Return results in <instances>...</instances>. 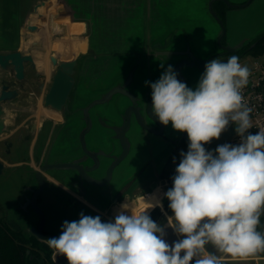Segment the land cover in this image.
Returning <instances> with one entry per match:
<instances>
[{
  "label": "flooded vegetation",
  "instance_id": "1",
  "mask_svg": "<svg viewBox=\"0 0 264 264\" xmlns=\"http://www.w3.org/2000/svg\"><path fill=\"white\" fill-rule=\"evenodd\" d=\"M63 30H51L50 38L44 36L41 41H35L42 51L48 46L45 40L49 41L53 52L47 56L45 53L36 55L41 59L32 54L33 61L24 62L22 80L30 75L27 85L16 77L12 67L14 75L11 78L3 76L0 89L4 80L16 91L17 97L21 93L35 94L36 90L45 97L62 63L72 59L53 47L56 40L68 37ZM77 35L80 36L76 38L88 37V23ZM222 42H225L224 37ZM83 49L84 43L80 50ZM222 52L219 48L198 53L191 44L162 50V53L178 56L168 63L174 71L180 61L193 62V65L184 63L177 76L178 80L183 78L187 86L191 78L198 83L205 71L204 66L197 63L198 59L222 58L225 55L216 57ZM84 54L76 58L72 72L74 82L62 109L58 111L44 104L57 115L48 121L49 126L45 124L47 121L39 125L18 121L15 130L7 129L8 132L0 136V161L3 163L0 177L4 183V195L0 198L1 233L6 241L25 250L39 264H59V256L54 255V249L46 243L51 237L46 235L58 237L64 221H78L83 213L100 216L102 222H108L114 207L154 189V182L171 180L173 186L180 153L189 145L186 132L174 130L171 124L165 126L148 113L152 91L145 96L144 87L131 86L130 73L121 81L115 76L106 83L103 77L96 75L101 63L93 59L88 61V57L97 55ZM129 106L133 107L130 120L123 128ZM134 107L138 108L147 127L138 121ZM205 146L207 149V144ZM63 163L70 165L42 169L45 164ZM162 189L164 203L167 189ZM82 206L86 208L85 213L74 216L73 208ZM42 214L43 236L39 237L36 231L41 225ZM209 250L213 249L209 246Z\"/></svg>",
  "mask_w": 264,
  "mask_h": 264
},
{
  "label": "clouds",
  "instance_id": "2",
  "mask_svg": "<svg viewBox=\"0 0 264 264\" xmlns=\"http://www.w3.org/2000/svg\"><path fill=\"white\" fill-rule=\"evenodd\" d=\"M251 74L232 55L206 63L194 90L177 79L172 66L150 84L152 113L189 140L165 193L172 212L167 226L181 239L167 243L165 226L149 215L148 209L162 208L159 201L146 202L138 212L125 203L114 221L83 213L78 221H64L61 234L46 239L54 255L68 264H224L225 257L246 261L264 253V232L258 231L264 215V129L249 131L253 109L243 95ZM230 125H236L239 144L206 149Z\"/></svg>",
  "mask_w": 264,
  "mask_h": 264
},
{
  "label": "rangeland",
  "instance_id": "3",
  "mask_svg": "<svg viewBox=\"0 0 264 264\" xmlns=\"http://www.w3.org/2000/svg\"><path fill=\"white\" fill-rule=\"evenodd\" d=\"M76 1H80L81 7L76 11V16L80 15L79 19L82 20L83 18L85 24L88 23L89 35L87 38H76V36L80 35L68 33V37L63 39L62 43L53 46L55 50L59 52L62 50L60 53L64 55L67 53L70 58L80 59L85 55L84 53L97 55V57H88V61L90 59L98 60L102 65L96 75L103 77V80L107 83L110 78L115 76H119V81H121L130 73L132 74V83L130 85L144 87L146 90L145 96L152 91L150 84L156 82L169 67L168 63L178 58L177 55L162 53L165 48L170 50L191 44L198 53L216 51L220 48L218 38L221 26L210 10L209 0ZM229 1L241 4L247 0ZM20 2V0H0V52L20 50L24 53L30 52L34 54L37 59H41L37 57L39 54L50 55L53 51H51L49 41L45 40L48 45L45 51L35 45V41H41L44 36L48 39V15L50 10L46 8L43 12L41 11V18L39 17L37 20L38 30H41V33L31 32L26 29L24 23L27 17L26 11H29L30 7H27L26 2L21 4ZM23 3L24 6L22 5ZM42 7H45L44 1ZM214 7L221 16L226 29L224 43L234 45L244 40V44L239 48L238 54L240 63L248 66L252 63L253 56L256 57V55L248 54L243 49L248 47L253 39L264 31V0H251L247 5L241 7H232L222 0H217L214 2ZM118 24L122 25H120V29L119 26L116 27ZM15 28L19 30L14 34V36L16 35L15 40L14 36L10 40L5 39L4 37L7 34L10 36V33ZM149 32L151 35L150 40H148L149 37L147 36ZM118 33L131 35L136 38L132 40L133 43L131 41L127 42L125 39L119 43L120 39H116ZM138 37L140 38L138 39ZM4 41L7 42L6 45H2ZM83 41L86 43L83 50L75 51L73 49V52L68 48ZM13 42H15L14 45L12 44ZM140 42H144L146 46H143ZM165 42L168 45H156L158 43L164 44ZM82 52L83 55L80 56L79 53L82 54ZM140 52L142 54H139ZM136 54H139V57L134 56ZM259 57L264 58V54L259 55ZM13 75L14 71L11 66L6 70L0 67V79L3 76L11 78ZM29 79L30 75L20 81L27 85ZM146 82L148 83L146 84ZM197 85L196 80L191 78L188 87L194 90ZM141 95L143 94L141 93ZM43 98L44 93L36 90L35 94L21 93L18 97L16 96L7 102H3L6 129L0 136L5 135L7 129L15 130L18 121L34 122L38 125L43 123V121H47L45 124L49 126L48 121H52L51 117L57 115L53 114L51 109L44 105ZM187 151L188 149L184 147L183 152L186 153ZM154 183V189L149 192L157 188L162 189V187L166 188L167 191L172 188L171 180L168 182L162 180ZM3 187V179L0 177V198L4 195ZM161 201L162 208L159 206V209L162 216L154 218L153 221L165 226L164 238L171 245L182 237L178 236L171 227L167 226V217L171 216L172 212L166 210L167 208L165 209L164 203H161ZM85 210L86 208L83 206L73 208V214L75 216L79 212L85 213ZM249 259L245 261L225 257L224 264H254ZM58 262L59 264H68L63 256L58 257ZM261 264H264V262H261Z\"/></svg>",
  "mask_w": 264,
  "mask_h": 264
},
{
  "label": "water",
  "instance_id": "4",
  "mask_svg": "<svg viewBox=\"0 0 264 264\" xmlns=\"http://www.w3.org/2000/svg\"><path fill=\"white\" fill-rule=\"evenodd\" d=\"M215 0H210L209 2V6H210V10L212 12V14L214 15V17L219 21L220 26H221V33L219 35L218 38V42H219V47L223 49L222 53H219L216 55V57H219L220 55H225L224 57L220 58L221 60H227L230 56L232 55H236L239 57V55H237L236 53L238 52L239 48H241L244 44V40L234 44V45H229V44H224L222 42L223 37L225 36V32L226 29L224 27V23L221 19V17L218 15V13L215 11L214 7H213V2ZM225 3H227L229 6L232 7H241L244 5H247L251 0H247L244 3L241 4H235L230 2L229 0H223ZM37 8V7H36ZM34 12L30 13L27 21H26V26L27 29L29 31H36L38 30V26L34 23H32V19H33V14ZM52 26V30L56 31L58 29H60V27L57 25L56 22L52 21L51 23ZM213 58V57H212ZM212 58L209 59H198L197 63L200 64L201 66H204V70H205V65L206 63L210 62V60H212ZM240 58V57H239ZM25 61H33V57L32 54L30 52L24 53L20 50H12V51H8V52H0V66H2L4 69L9 68L10 66L13 67V69L15 70V75L18 79H22L24 77V62ZM186 63V64H192L193 62H189V61H180L176 64L175 67V72L177 73V76H179V71L181 66ZM76 64V58H72L70 60H67L66 62H63L61 65V68L57 71V73L54 76V80L53 83L50 87V89L48 90V92L46 93L45 97H44V104L46 106H51L54 107L55 109H57L58 111H60L62 109L63 104L66 101V98L71 90V87L73 85L74 79L72 76V72L74 71V66ZM181 82L185 83L183 78H180ZM126 83L123 85L125 86ZM16 96V91L12 90L9 88V85L5 83V81L3 80L2 82V87L0 89V134L3 133L4 131V127H5V110L4 107L2 105L3 102L12 99ZM151 105H152V95L149 98L148 101V113L153 116L156 117L151 110ZM132 106L127 107L126 109V122L123 126V128H126V126L129 123L130 120V112L132 110ZM135 112H136V117L138 119V121L145 127H147L146 123H144L143 121V117L140 114V112L138 111V108L134 107ZM157 118V117H156ZM235 128L236 125H230L228 127V129L223 132L220 136L219 139H213L209 144H207V149L209 151H215V149L220 146L223 145L225 143V140L232 134L235 133ZM69 163H63V164H45L42 166V169H45L47 167H51V166H56V167H65V166H69ZM3 171V163L2 161H0V175ZM41 183H43L41 181ZM38 211H40V208H37ZM44 223V216L42 214V222L41 225L39 227V229L36 231V234L39 237H42L43 235L41 234V228L42 225ZM34 230V229H33ZM48 237H56L55 235H46ZM210 251V250H209Z\"/></svg>",
  "mask_w": 264,
  "mask_h": 264
},
{
  "label": "crops",
  "instance_id": "5",
  "mask_svg": "<svg viewBox=\"0 0 264 264\" xmlns=\"http://www.w3.org/2000/svg\"><path fill=\"white\" fill-rule=\"evenodd\" d=\"M20 1H21L20 4L22 2H24V3L26 2L27 7L28 6L30 7V10L26 11L27 12V17H26V20L24 22L25 25H26V21H27L29 15H30V13L34 12L33 13L34 16H33V19H32V23H34V24H36L38 26L37 20L39 19V17L41 18V13L44 10H46V8L50 10V13L48 15V27H49V36H48V38H50V35H51L50 31L52 30V26H51L52 21L56 22L57 25L60 27V29L64 28L63 31L67 32L66 36L68 35V33L69 34L70 33L79 34V33L83 32L85 27H86L84 19L83 18H82V20L79 19L80 15L76 16V11L81 8L80 7V1H78V2L76 0H53V2H52V0H20ZM43 1H44V4H45V7H42ZM24 3L22 4L23 6H24ZM81 21H84V22H81ZM102 23H100V24H102ZM120 25L121 24H118L116 27L119 26V29H120ZM38 28H39V26H38ZM26 29H27V26H26ZM17 30H18V28H15V30L13 29V31L10 33V36H9V34H7L4 38L7 39V40L8 39L10 40L11 37L14 36V34H15V32ZM40 31L36 30V31H31V32H40ZM106 31L110 32L109 30H106ZM150 32H151V29H150ZM150 32L147 35L149 37L148 40H150V36H151ZM117 35L118 36H116V39H120L119 43H121L122 40H124V39L127 40V42L128 41L132 42V40L134 38H136V37H133L131 35H125L123 33H118ZM15 37H16V35L14 36V40H15ZM139 38L140 37H138V39ZM2 39H3V37H2ZM2 39H1V41H2ZM6 43L7 42L4 41L2 45H6ZM12 44L14 45L15 42H13ZM140 44H143V46H146V44L144 42H142V43L140 42ZM85 46H86V43L84 42V49H85ZM139 54H142V52H140ZM139 54H136L134 56L139 57L138 56ZM263 232H264V229H263ZM249 260H252V262L254 264H261V262H264V256H257L256 258H252V259H249Z\"/></svg>",
  "mask_w": 264,
  "mask_h": 264
},
{
  "label": "built area",
  "instance_id": "6",
  "mask_svg": "<svg viewBox=\"0 0 264 264\" xmlns=\"http://www.w3.org/2000/svg\"><path fill=\"white\" fill-rule=\"evenodd\" d=\"M251 62L248 67L252 74L248 85L243 89V95L248 106L253 109L251 113L253 127L249 131L255 133L264 129V58L253 56ZM239 142L240 138L236 132L225 140V143L232 145Z\"/></svg>",
  "mask_w": 264,
  "mask_h": 264
},
{
  "label": "trees",
  "instance_id": "7",
  "mask_svg": "<svg viewBox=\"0 0 264 264\" xmlns=\"http://www.w3.org/2000/svg\"><path fill=\"white\" fill-rule=\"evenodd\" d=\"M243 50H246V53L251 54V55H256V56L263 55L264 54V31L260 33L257 37H255L253 41L249 44V46L245 47ZM169 203L170 202L167 200V198H165L164 199L165 209L167 208L166 210L171 211V209L168 207ZM149 215L151 216L153 220L156 217H161L162 213L159 209V206H156L149 213ZM263 229H264V215L261 216V222H260V225L258 226V231L263 232ZM1 230L2 229L0 227V264H39L38 260L36 258H33V259L30 258V255L26 254L25 250H22L16 244H13V243L10 244L8 241H6L1 233ZM258 256H264V253H261ZM50 264H54V263L51 262Z\"/></svg>",
  "mask_w": 264,
  "mask_h": 264
},
{
  "label": "bare ground",
  "instance_id": "8",
  "mask_svg": "<svg viewBox=\"0 0 264 264\" xmlns=\"http://www.w3.org/2000/svg\"><path fill=\"white\" fill-rule=\"evenodd\" d=\"M63 39L57 40L56 43H55V45H59V43H62V40ZM83 43H84V41L83 42H80V43L78 42V44L72 45L71 47H68V48H70L72 51H73V49L75 51H77V50H80V48H81V46H82ZM66 52H67V50H66ZM163 194H164L163 189L157 188L156 190H154L152 192L140 194L136 199L127 200L123 204L126 203L127 205H130V210L132 212H138V211L143 210V208L146 206V202L153 203V204H155L157 201L160 202L161 199H162V197H163L162 196ZM123 204H121V205H123ZM121 205H118V206L114 207L113 213H112L113 216L110 219L111 221H114L115 216L121 211ZM154 208L148 209V213L151 210H153ZM128 214H131L130 211L128 212Z\"/></svg>",
  "mask_w": 264,
  "mask_h": 264
}]
</instances>
